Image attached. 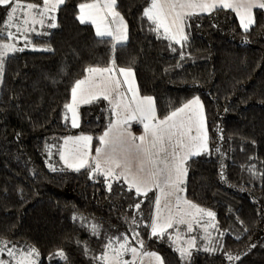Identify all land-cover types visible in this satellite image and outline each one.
Segmentation results:
<instances>
[{"label": "trees", "instance_id": "1", "mask_svg": "<svg viewBox=\"0 0 264 264\" xmlns=\"http://www.w3.org/2000/svg\"><path fill=\"white\" fill-rule=\"evenodd\" d=\"M94 1L65 0L43 26L26 7L42 10L43 0H14L22 10L14 25L5 18L13 5L0 6V45L20 25L12 37L23 49L7 56L0 95V239L12 250L35 247L40 264H108L104 257L121 242L159 253L164 264H264V13L256 12L248 33L232 9L188 16L187 39L176 43L143 15L151 0H116L130 42L148 48L138 76L143 95L176 94L179 106L198 97L205 105L209 148L186 162L185 196L217 214L219 234L212 250L186 260L170 233L151 235L153 191L136 196L123 178L109 189L88 168L53 171L46 164V152L70 135H91L95 152L112 119L100 98L83 105L81 124L72 128L65 107L88 68L121 54L111 37L98 43L94 25L77 18L80 4Z\"/></svg>", "mask_w": 264, "mask_h": 264}, {"label": "snow or ice", "instance_id": "2", "mask_svg": "<svg viewBox=\"0 0 264 264\" xmlns=\"http://www.w3.org/2000/svg\"><path fill=\"white\" fill-rule=\"evenodd\" d=\"M64 3L65 0H43L42 10L36 3H28L26 7L35 12V15L32 16L34 22H36V16L41 17L38 22L43 26V17L49 12H55ZM9 5L13 6L7 12V16L9 20H12L21 5L14 2V0H0V6L7 8ZM115 5L116 0H105L103 4V8L107 9L106 14L113 17L111 23L117 25L115 29L108 26L102 28L100 24L96 25V36L100 37L97 42L111 43V41L105 39V37H111L115 41V43H112V51H115L118 45L123 47L122 41L127 39L122 31L126 26L119 12L114 11ZM79 7L80 15L77 18L80 23H86L89 19L96 23V18L92 12L86 10L97 9L98 4L82 3ZM241 7L244 9L243 11L240 10ZM252 8L264 9V0H245L240 6H237L231 0H151V7H147L143 15L156 25L154 30L158 31L159 28L163 27L167 34L172 28H175L176 31L171 38L176 43H181V41L186 40L182 25L188 16L195 15L197 12L232 9L239 16L240 27L245 33H248L250 26L254 23ZM177 9H180V11ZM183 9L196 11L184 12ZM118 17L119 20L116 19ZM49 18L53 21L55 19L54 17ZM24 23L27 24L28 21L25 20ZM47 26L49 28L57 27L55 22ZM16 30L20 32L21 26L17 25ZM2 31L0 29V32ZM7 36L12 38L13 33L8 32ZM0 47L5 50L0 51V73H2L7 51H23V49H17L14 45L8 44L0 45ZM87 71L89 76L86 79L77 80L72 88V103L65 105L67 110L72 113V128L79 127L76 107L80 102L91 103L102 98L111 105L109 110L112 111L116 119L115 122L109 121L107 130L98 137L99 146L95 149V156L90 157L89 153V145L93 140L92 136L67 137L64 140L65 151L60 153V159L64 161L66 167L75 171L88 168L93 176H102L105 181L109 178L116 181L123 178L124 183L128 184L129 190L135 189L136 196H147L153 188L158 189L159 196L155 198L156 217L150 225L152 236H162L166 229L173 227L174 223H186L183 215L179 218L174 215V207L180 209L187 206L190 209H195L193 218L196 214L214 217L213 212L198 208L180 195L184 191L182 185L187 172L185 163L190 157L199 156L201 152L207 151L203 105L200 103L199 98L188 101L183 107L172 111L170 115H166L163 119H157L153 98L151 96H140L131 68H117L113 57L110 66L90 67ZM116 72L123 77V80L117 78ZM97 76L99 77V83L96 80ZM123 85H127V91L131 93L130 99L122 91ZM97 88L101 90L96 91ZM184 113H186V118L177 123L176 118ZM131 121H137L143 125V135L136 137L132 134L130 131ZM193 130L195 134H193ZM137 141L139 142L137 143ZM106 149L108 150L106 151ZM102 156L104 157V163L109 165L106 168L101 166L100 158ZM133 166L136 167L137 174L129 180ZM116 169H120V171L117 172ZM52 170L55 171L56 169L52 168ZM111 187L112 184L108 183V188L111 189ZM134 207L139 209L141 202L137 201ZM133 223L135 224L136 221L133 220ZM187 230L192 231L191 223L187 224ZM92 233L97 234L96 225L92 226ZM124 239L126 240L127 237H124ZM140 243L143 245L144 241L141 240ZM193 243V240H189V247H192ZM0 245H2L0 252L7 248L4 241H0ZM120 250L130 251L133 257L137 255L136 248H128L124 243L120 244ZM177 250L180 252L181 258L190 259L191 254L187 249L180 248ZM33 253L39 255L34 248H29L28 257ZM7 254L9 256L15 255L11 249H7ZM54 255L64 260L67 259L63 252ZM148 255L154 256L158 261L160 260V257L156 256L155 253H149ZM28 257H22L21 260L17 261V264H25ZM232 258L229 256V259ZM104 259L107 260L108 257L105 256ZM0 264H5V262L0 260ZM28 264H35V261L28 260ZM116 264H132V262L124 261L122 252L118 251Z\"/></svg>", "mask_w": 264, "mask_h": 264}, {"label": "rangeland", "instance_id": "3", "mask_svg": "<svg viewBox=\"0 0 264 264\" xmlns=\"http://www.w3.org/2000/svg\"><path fill=\"white\" fill-rule=\"evenodd\" d=\"M231 2H233L237 6H240V5H242L245 2V0H231ZM61 6L62 5H60L57 8V10L55 11L56 13L60 10ZM177 10L180 11V9H177ZM240 10L243 11L244 9L241 7ZM258 10L260 12L264 13V9H261V8H252L251 9L252 16H253V19H254V23L256 22V19H257L256 12ZM17 11H22V10L19 9ZM182 11H184V12H192V11H196V10L183 9ZM214 11L215 10H213L211 12H197V14H210V13H212ZM116 12H119L117 10V8H116ZM235 13H236V11H235ZM119 14H120V17H122L123 20L127 23L125 17L120 12H119ZM19 15H21V14L20 13H15L14 19L13 20H8V16L6 14L5 18H7V20L11 24L13 23L12 25H14V23H18L19 22V19H18ZM79 15H80V13H79ZM236 15H237V13H236ZM0 17H1V13H0ZM238 18H239V16H238ZM15 19H18V20H15ZM116 19L119 20V17L116 18ZM112 20H113V17L111 15H109L110 23H111ZM87 22H89V21H87ZM169 23H170V20H169ZM91 24L92 25L94 24V27L96 29V25L99 24V23L96 21V23L92 22ZM100 26L102 28L105 27L104 25H100ZM182 27H183V33H184V35L186 36V39H187L186 19H185L184 24L182 25ZM159 29H160V34L161 35L167 36L170 39H172L171 37L176 31L175 28H172L169 31V33L166 34L163 27H161ZM15 30L16 29L12 28L11 30L6 31L4 33V35L6 37H8L7 36L8 32H11V33L15 34V32H16ZM126 32L128 33V35L130 34L129 25H128V30ZM10 40H11L10 43H8V41H7L5 44L14 45L15 48L22 47V46H20V43L15 39V37L10 38ZM183 41H185V40H183ZM183 41H181V42H183ZM122 44H123V47L120 48V53L121 54L119 55V60L116 61L117 57L114 58L116 66H117V68L122 67V68H131L132 69V71L134 73L135 85H136V87L139 90L140 96L143 97L144 96L143 95L144 86L142 85L141 79L138 76H139L140 70H142V68H145V65H146V62H147L146 55H148V53H145V49L147 47L145 48L144 45L139 40L138 41L136 40L134 42H130V37L128 38V41L126 43H122ZM147 50H148V48H147ZM13 52L14 51L8 50L7 51V55L4 57L3 71H2V73H0V95H1V88H2V83H3V78H4L3 74H4V70H5V66H6L5 65V60L7 59V56L10 55ZM116 55L118 56V54H116ZM112 59H113V57L110 56L109 62L106 65H104V66H96V67L110 66L111 63H112ZM115 75L117 76V78L123 80V77H121V76L119 77L117 75V72L115 73ZM88 76H89V73L84 77V79H86ZM96 80H97V83H99V77L98 76L96 77ZM95 90L96 91H100L101 89L97 88ZM122 91L125 92L126 96L129 99L131 98V93L127 91V85H123ZM149 96H151L153 98L154 105H155V108H156L157 119H163L166 115H170L172 111H174V110H176V109H178L180 107H183V105H184V104L180 105V106L178 105L177 101H178L179 96L176 95V94H172V93L171 94H166L165 96H163V98H164L163 100H159L156 97H154L153 95H149ZM199 100H200V103L203 105V116H204L205 131L207 133V150H208L209 143H208V129H207L205 105H204L203 101L200 98H199ZM71 103H72V100H71ZM85 104H88V103L80 102L77 105V107H76V111H77V114H78L79 125L81 124V109H82L83 105H85ZM70 114H71V118H72V113L70 112ZM184 118H186V113L181 114L180 116H178L176 118L177 123H179V121L181 119H184ZM115 119H116V117L112 113L111 121L115 122ZM140 125H141V128L143 129V125L142 124L138 123L137 121H131L130 131L136 137H139L140 135H143V132L140 133L139 129H138V128H140L139 127ZM193 134H195L194 130H193ZM85 135H87V134H85ZM70 136H77V135H70ZM67 137H69V136H67ZM138 142L139 141H137V143ZM92 147H93V140H92L91 144L89 145L90 157L95 156V152H93ZM107 150L108 149H106V151ZM64 151H65V147H64V143H63L62 147H60L59 149H50L49 151L46 152L45 161H46V164H47V166H48V168L50 170H52V168H55L56 170H74L72 168L66 167V165L64 164V161L60 159V153L64 152ZM101 166L104 167V168L108 167V165H105V164H102V163H101ZM116 171L119 172L120 169H116ZM136 174H137L136 173V167L133 166L132 174L129 175V180H131L133 178V176H136ZM93 177L96 178L98 176H93ZM186 178L187 177L185 175L184 176V183L182 185V187L184 188V191L182 193H180V195L183 196L185 199H187L186 196H185ZM115 181L116 180H113L112 178H109L106 182L112 184ZM133 190H135V189H133ZM152 190L155 191L154 192L155 193V198L157 196H159V190L158 189L153 188ZM149 192H151V191H149ZM154 207L155 208H154V211H153L152 221L156 217V205H154ZM197 207L201 208V209H204V208H202L200 206H197ZM204 210L213 212L214 213V217H208L206 215L196 214L195 218H193V214H195V209H190L187 206H184V207H182L180 209H177V208L174 207L173 208L174 215H176L177 218H179L181 215H183V219L185 220L186 223L185 224H175L174 223L173 227L166 229V231L164 232V234L165 233H170L171 234V236L174 239V243L176 245V248H178V249H180V248L187 249L188 252L191 254L190 258L192 256L196 255L198 252L212 250L213 242H214L216 236L219 234L217 214L213 210H209V209H204ZM188 223L192 224V231L191 232H189L187 230V224ZM189 240H193L194 241L192 247H189V245H188V241ZM0 241H4L7 244H9L10 246L14 245V244L11 245L12 243H10L9 241L3 240V239H0ZM121 243H124L126 245V247H128V248H132V245L129 244L128 242H121ZM120 244L116 248L112 249L111 254H107L106 255L108 257V259H107L108 264H116V256H117V252L118 251L122 252V259L124 261H130V262H132V264H164L162 256L159 253H157V252H143L139 247H137L136 248L137 249V255L135 257H133L131 252L120 250ZM0 247H2V245H0ZM31 248H34L36 250V252H38V250L35 247H31ZM7 249H10V248H6L4 251H2L0 253V260L4 261L5 264H17V261L21 260L22 257H28V251H23V250L20 251L18 247L13 249V252L15 253V255L14 256H9L7 254ZM149 253H155L156 256L160 257V260L158 261V260H156V258L154 256L148 255ZM40 258H41L40 254L37 256L35 253H33L30 257H28V260L35 261V264H40ZM28 260H25V264H28Z\"/></svg>", "mask_w": 264, "mask_h": 264}, {"label": "crops", "instance_id": "4", "mask_svg": "<svg viewBox=\"0 0 264 264\" xmlns=\"http://www.w3.org/2000/svg\"><path fill=\"white\" fill-rule=\"evenodd\" d=\"M92 3H96V4H98V8L97 9H95V10H86V11H90V12H92V14H93V16L96 18V21L100 24V25H104V26H108V27H111V28H113V29H115V27L117 26L116 24H112V23H110V21H109V15H107L106 13H107V9H104L103 8V4L105 3V0H95L94 2H90V3H86V4H92ZM116 8H117V1H116V5H115V8H114V11H116ZM102 18V19H101ZM87 21H89V22H86V23H89V24H91L92 23V20L91 19H89V20H87ZM91 22V23H90ZM123 22H124V25L126 26V28L125 29H123L122 31H123V33L127 36V39L126 40H124V41H122V43H126L127 41H128V38L130 37V34L128 35V33L126 32L127 30H128V23H126L124 20H123ZM94 25V24H93ZM117 75L119 76V73L117 72ZM120 77V76H119ZM144 96H147V95H144ZM149 96V95H148ZM140 128H138L139 129V132L141 133V132H143V129L141 128V125L139 126ZM95 155H96V153H95ZM189 160V159H188ZM100 162L102 163V164H105L104 163V157L102 156L101 158H100ZM106 165V164H105ZM109 166V165H108ZM185 167H186V163H185ZM151 191H153V192H155L154 190H151ZM155 208V207H154ZM173 238V237H172ZM143 252H145V251H143Z\"/></svg>", "mask_w": 264, "mask_h": 264}]
</instances>
